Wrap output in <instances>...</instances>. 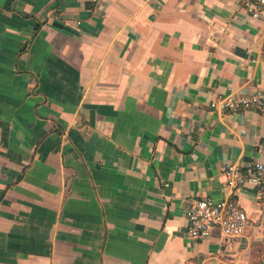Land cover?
Wrapping results in <instances>:
<instances>
[{
  "label": "crops",
  "instance_id": "crops-1",
  "mask_svg": "<svg viewBox=\"0 0 264 264\" xmlns=\"http://www.w3.org/2000/svg\"><path fill=\"white\" fill-rule=\"evenodd\" d=\"M264 21L237 0H0V264H264ZM205 196L251 225L187 235Z\"/></svg>",
  "mask_w": 264,
  "mask_h": 264
},
{
  "label": "built area",
  "instance_id": "built-area-1",
  "mask_svg": "<svg viewBox=\"0 0 264 264\" xmlns=\"http://www.w3.org/2000/svg\"><path fill=\"white\" fill-rule=\"evenodd\" d=\"M237 2L244 6L253 20L264 21V0H237ZM211 106L230 111L255 108L264 119V89H257L246 95L218 96L211 102ZM261 148L264 151V141ZM222 171L226 186L232 194L247 184L258 187L264 215V156L248 163H226ZM186 215L187 235L197 240L209 238L216 229L226 237L242 236L251 225V219L245 208L230 197L219 201L209 196L192 200Z\"/></svg>",
  "mask_w": 264,
  "mask_h": 264
}]
</instances>
